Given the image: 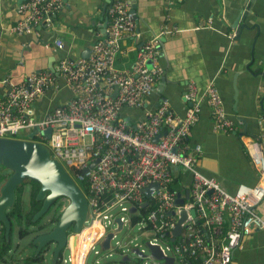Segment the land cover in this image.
<instances>
[{"label": "built area", "instance_id": "obj_1", "mask_svg": "<svg viewBox=\"0 0 264 264\" xmlns=\"http://www.w3.org/2000/svg\"><path fill=\"white\" fill-rule=\"evenodd\" d=\"M63 6V0H25L19 6L22 18L11 32L39 36L37 28L52 25ZM107 15L106 36L93 43L88 57L64 56L54 69L32 72L18 82L6 79L5 93L0 96V137L33 139L48 145L78 185L87 186L84 192L89 217L79 232L75 252L67 242L57 264H87L91 252L98 253L96 246L114 232L117 218L122 220L123 228L127 223L138 225L146 242L159 245L164 254L173 256L174 264H233L235 251L244 247V238L255 230H264V216L258 213L264 200V129L249 151L260 181L254 186L240 184L235 192H229L217 178L201 171L198 159L202 147L191 148L188 144L201 108L195 100L194 82L188 84L185 93L192 104L183 116L175 113L169 100L163 99L156 109L146 110L134 127L121 112L123 108L142 107L155 92L163 71L160 40L158 35L145 40L132 67L120 70L115 60L121 41L125 36L138 34L136 13L131 0H113ZM54 44L60 49L65 45L62 39H55ZM63 86L71 90L70 98L38 115V97ZM206 95L213 130L236 131L238 123L229 116L215 81L207 85ZM35 129V137L29 138ZM47 129H51L50 135L43 133ZM158 135L161 136L155 141ZM93 163V168L84 172ZM182 172L190 175L189 183L182 181ZM154 183L159 188L150 192V198L146 189ZM177 183L183 190L174 188ZM179 197L184 198L181 204L177 202ZM145 202L147 205L142 207ZM132 206L136 207L135 212H130ZM182 210L187 211V218L180 234L172 240ZM74 234L71 227L68 235ZM115 238L114 235L112 241ZM159 240L167 241V247ZM132 245L129 237L116 241V248L103 249L104 257L94 264H116L105 259L113 251L124 256L137 246ZM49 249L45 246L41 250L36 263L49 264ZM64 249L70 251L68 258ZM138 258L137 264L157 261L151 255Z\"/></svg>", "mask_w": 264, "mask_h": 264}, {"label": "crops", "instance_id": "obj_2", "mask_svg": "<svg viewBox=\"0 0 264 264\" xmlns=\"http://www.w3.org/2000/svg\"><path fill=\"white\" fill-rule=\"evenodd\" d=\"M112 1L63 0L54 23L39 26L38 36L11 32L22 18L19 6L25 0H0V96L5 93L6 79L18 82L32 72L53 69L64 56L88 57L93 43L106 36L107 9ZM135 9L138 34L122 39L115 66L130 69L141 44L158 35L163 71L143 106L123 108L121 115L135 127L146 110L156 109L167 99L175 113L183 116L192 104L185 93L194 82L195 100L201 108L188 144L202 147L198 159L201 171L217 178L229 192H235L240 184L256 185L259 174L249 151L264 129V120L260 123L264 118V0H136ZM237 23L254 29L248 32L241 26L237 33L233 27ZM55 39H62L64 48L55 46ZM24 42L29 45L23 46ZM211 81L218 86L229 116L238 123L232 133L212 128L206 95ZM70 95L67 86L48 90L36 100L38 115L67 101ZM181 175L183 182H190L188 173ZM258 213L264 216V200ZM122 258L120 255L121 262ZM233 264H264V230L244 238V247L235 251Z\"/></svg>", "mask_w": 264, "mask_h": 264}, {"label": "water", "instance_id": "obj_3", "mask_svg": "<svg viewBox=\"0 0 264 264\" xmlns=\"http://www.w3.org/2000/svg\"><path fill=\"white\" fill-rule=\"evenodd\" d=\"M132 10L135 12L136 0H131ZM107 6V4H106ZM105 6V8H106ZM246 15V14H245ZM108 22L104 28H106ZM241 26L244 30L251 32L254 27L247 23L243 25H234L237 33L240 32ZM160 49V45H158ZM150 65V62H149ZM54 69V68H53ZM162 83L165 78L162 77ZM162 85V84H161ZM160 85V87H161ZM162 91V90H160ZM37 129L33 130L28 136L34 138ZM44 134L50 135L51 129L43 131ZM161 135L154 138L155 141ZM95 163L91 164L84 172L93 168ZM0 166L9 169L11 172L8 177L0 185V224L4 228V233L7 241H10L12 233V222L8 216L16 202V192L18 187L26 180H32L40 185L36 200L41 201L40 209L34 214L32 223L35 226L37 223L55 204L57 201H63L59 214L56 218V223L51 230L46 233L38 234L33 237L32 245L35 248L34 255L37 257L45 246H50L55 243L53 251L52 264H57L61 250L68 242L75 252L81 231L85 221L89 217L88 199L85 192L73 179L65 166L53 156L51 148L41 142L33 139H21L12 137H0ZM157 183L151 184L146 189V194L151 198L150 192L153 189H158ZM185 197L188 199L190 189L185 192ZM178 203H183L184 198L179 197ZM147 202L142 204L145 207ZM136 207L132 206L130 212H135ZM195 215V211H191ZM187 211L182 210L177 227L173 231V239L178 236L182 230V223L187 218ZM117 227L114 232H109L101 242V247L104 250H109L112 244V237H117V232L123 229V222L120 218L116 219ZM73 228L75 234L68 235V230ZM150 249L151 254H147L138 246L132 247L126 255L123 256L122 261L126 263L131 260V254L136 257L153 256L161 264H174L175 258L171 255H166L162 252L159 245H153L148 241L145 243ZM119 254V253H118ZM37 260H33L36 262ZM117 262V261H116Z\"/></svg>", "mask_w": 264, "mask_h": 264}, {"label": "rangeland", "instance_id": "obj_4", "mask_svg": "<svg viewBox=\"0 0 264 264\" xmlns=\"http://www.w3.org/2000/svg\"><path fill=\"white\" fill-rule=\"evenodd\" d=\"M4 169H2L0 167V172L4 173V174H9L10 171L8 169H5V167H3ZM2 183L0 182V185ZM174 188L176 189H181L183 190V188L181 187V185L179 183L174 184L173 185ZM30 185H26L25 187V191H24V207L26 212L29 211L30 208V189H29ZM54 208V207H53ZM51 208L37 223L35 226L30 225V227L28 226V228L30 229V234H28L25 237H20L19 236V228L17 224H14L13 228H12V237H11V245L10 248L8 250V253L6 254V261L5 262H0V264H19L20 263V259L21 257L26 255H32L35 252V248L32 245V239L34 236L38 235V234H42V233H46L49 232L51 230V228L53 227V225L56 223V220L54 218L57 217V215L59 214V211L56 213L54 211V209ZM2 229V226L0 224V231ZM131 237L133 239V245H137L139 246L141 249H143L147 254H151L150 253V249L147 247L146 243V236L142 235L140 230L138 229V225H133L130 223H127L125 225V227L117 232V237L112 241V248H116V241H126L128 240V237ZM159 242L162 244L163 247H167V244L165 242L167 241H162L159 240ZM54 245L55 243H51L50 245V249L48 250V255H47V260L48 263L51 264L52 263V258H51V253L53 252L54 249ZM96 250L98 251V253L96 254L95 251L93 250L91 252V254L89 255V258L87 260V264H94L96 262V260H100L101 257H104L105 252L103 250V248L101 247V245H97L96 246ZM169 254H172L171 251L166 250ZM70 251L69 249H64L63 254L65 255L66 258H68ZM14 257V258H13ZM8 259V260H7ZM105 260H110L112 261H117L116 264H122V262L120 261V255L118 253H116V251H113V254L110 257H107ZM138 259L136 258L135 255L131 254V261L128 263H124V264H137ZM18 262V263H17ZM27 262V264L31 263L29 260H24L23 262L21 261L20 264H25ZM142 262V261H140ZM31 264H38L36 262H32ZM71 264V263H68Z\"/></svg>", "mask_w": 264, "mask_h": 264}, {"label": "trees", "instance_id": "obj_5", "mask_svg": "<svg viewBox=\"0 0 264 264\" xmlns=\"http://www.w3.org/2000/svg\"><path fill=\"white\" fill-rule=\"evenodd\" d=\"M1 168L4 169L2 166H1ZM5 169H7V168H5ZM8 175L9 174H4V173L0 172V182L2 183L8 177ZM27 184L30 185L29 189H30V197L31 198H30L29 211L26 212L25 207H24V202H25L24 201V191H25V187ZM39 187H40V185L35 181H32V180L24 181L17 189L16 202H15L14 207L10 211H8V216L12 222V225L13 226H14V224L18 225V228H19L18 232H19L20 237H25L28 234H30L31 231L28 228V226L30 227V225L33 224L32 218H33L34 214L41 207L40 201L36 200V195H37V192L39 190ZM82 190L87 191V186L82 184ZM56 208H58L59 210L61 209V207H56ZM55 209H54V211L57 213L58 209H56V210ZM25 218H27V219H25ZM56 218H54V219L56 220ZM135 222H136V218L133 217V223H135ZM11 237H12V233L10 236V241H7V239L5 237V233H4V228L2 227V229L0 231V262L1 263L6 261V254L8 253V250H9L10 245H11ZM27 260H29L30 262H33V260H38V256L37 257L32 256L31 258H27L26 261ZM25 264H27V263H25Z\"/></svg>", "mask_w": 264, "mask_h": 264}, {"label": "flooded vegetation", "instance_id": "obj_6", "mask_svg": "<svg viewBox=\"0 0 264 264\" xmlns=\"http://www.w3.org/2000/svg\"><path fill=\"white\" fill-rule=\"evenodd\" d=\"M0 167H1V166H0ZM8 170H9V169H8ZM9 171H10V170H9ZM10 172H11V171H10ZM9 174H10V173H9ZM39 188H40V187H39ZM37 193H38V192H37ZM40 202H41V201H40ZM56 203H57V204H55V205L53 206V207H55V208H56V207H62V205L64 204V202L61 201V200H60V201H57ZM41 205H42V202H41ZM55 208H53V209H55ZM56 209H58V208H56ZM56 209H55V210H56ZM35 224H36V223H35ZM33 225H34V224H33Z\"/></svg>", "mask_w": 264, "mask_h": 264}, {"label": "bare ground", "instance_id": "obj_7", "mask_svg": "<svg viewBox=\"0 0 264 264\" xmlns=\"http://www.w3.org/2000/svg\"><path fill=\"white\" fill-rule=\"evenodd\" d=\"M42 30V29H41ZM44 38V37H43ZM66 91V90H65ZM57 98V97H56ZM56 102V101H55ZM32 185V184H31ZM85 189V188H84ZM31 198V197H30ZM41 203V202H40ZM33 204V203H32ZM57 204V203H56ZM35 205V204H34ZM32 206V205H31ZM34 209V208H33ZM58 211H59V209H58ZM31 213V212H30ZM25 219H27V218H25ZM3 258V257H2ZM14 258V257H13ZM8 260V259H7ZM27 263V262H26ZM20 264V263H19Z\"/></svg>", "mask_w": 264, "mask_h": 264}]
</instances>
